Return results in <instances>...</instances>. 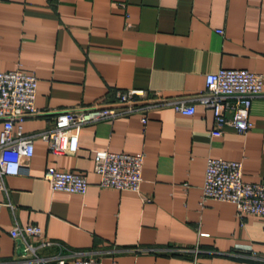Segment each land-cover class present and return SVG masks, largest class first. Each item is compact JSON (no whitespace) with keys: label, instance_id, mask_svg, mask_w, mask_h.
<instances>
[{"label":"crops","instance_id":"0c3cea01","mask_svg":"<svg viewBox=\"0 0 264 264\" xmlns=\"http://www.w3.org/2000/svg\"><path fill=\"white\" fill-rule=\"evenodd\" d=\"M221 68L264 80V0H0V70L38 78L40 112L24 121L28 134L49 129L66 106L117 90L194 95ZM193 103L190 115L165 106L70 128L63 153L37 137L22 159L26 171L5 176L0 264L19 255L16 224H36L64 252L102 264H264V216H239L227 201L201 203L209 157L241 160L245 181L264 182V95L252 100L246 133L225 125L214 135L212 110ZM102 150L144 155L139 191L99 186ZM48 167L86 175L87 192L54 190Z\"/></svg>","mask_w":264,"mask_h":264},{"label":"built area","instance_id":"2783aa9c","mask_svg":"<svg viewBox=\"0 0 264 264\" xmlns=\"http://www.w3.org/2000/svg\"><path fill=\"white\" fill-rule=\"evenodd\" d=\"M205 88L191 96L168 97L156 91L143 89L117 90L112 99H103L85 106H66L55 113L53 125L35 134L24 132V121L40 112L36 107L38 78L20 69L0 70V213L1 200L6 190L5 176L26 171L23 158L34 154V140H44L54 153L66 150V131L102 119H113L133 112H147L152 108L172 106L182 114H194V101L213 112L214 135L222 134L225 125L246 133L252 129V100L264 95L263 76L248 69L221 68L206 75ZM78 147L77 131L69 137L68 148ZM144 155L102 150L97 153L95 172L99 186L120 190L139 191L142 182ZM44 178L54 190L85 194L89 187L86 175L75 171L48 167ZM221 200L235 204L237 214L264 216V182H247L243 179V162L209 157L205 162V177L201 203ZM10 235L18 244L19 255L13 264H102L80 252L67 251L59 242L49 239L40 226L16 224ZM56 247L50 255L43 250ZM70 258L73 260L70 261ZM4 264V263H3Z\"/></svg>","mask_w":264,"mask_h":264}]
</instances>
